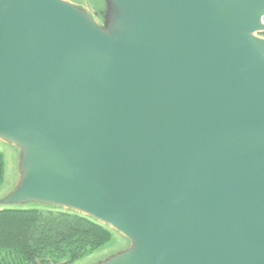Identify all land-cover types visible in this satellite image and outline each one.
Instances as JSON below:
<instances>
[{
  "label": "water",
  "instance_id": "1",
  "mask_svg": "<svg viewBox=\"0 0 264 264\" xmlns=\"http://www.w3.org/2000/svg\"><path fill=\"white\" fill-rule=\"evenodd\" d=\"M0 0V209L126 243L94 264H264V0Z\"/></svg>",
  "mask_w": 264,
  "mask_h": 264
},
{
  "label": "trees",
  "instance_id": "2",
  "mask_svg": "<svg viewBox=\"0 0 264 264\" xmlns=\"http://www.w3.org/2000/svg\"><path fill=\"white\" fill-rule=\"evenodd\" d=\"M6 173L0 150V189ZM113 240L108 228L75 213L0 209V264H75Z\"/></svg>",
  "mask_w": 264,
  "mask_h": 264
},
{
  "label": "rangeland",
  "instance_id": "3",
  "mask_svg": "<svg viewBox=\"0 0 264 264\" xmlns=\"http://www.w3.org/2000/svg\"><path fill=\"white\" fill-rule=\"evenodd\" d=\"M67 1L73 2L75 4H78V5H81L83 7H87V8L91 6V5H89V2L91 0H67ZM0 150L5 155L6 171H7L5 182L2 186V188L0 189V199H1L12 188V186L14 184L13 181H14V177L16 175L15 174L16 164H15V154L13 153L11 148L6 147L5 145L0 143ZM31 208H33V207H27L25 209H31ZM3 209H10V208H3ZM15 209H19V208H15ZM40 209H43V208H40ZM47 210H56V209H47ZM58 211H61V210H58ZM111 232L114 235V240L106 249H104L103 251H100L94 255H90L88 257H85L84 259H82L81 261H79L75 264H94L97 261L108 257L110 254H113L117 250H120L123 247H125L126 243L123 241V239L118 234H116L115 232H113V231H111Z\"/></svg>",
  "mask_w": 264,
  "mask_h": 264
}]
</instances>
